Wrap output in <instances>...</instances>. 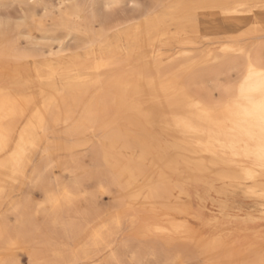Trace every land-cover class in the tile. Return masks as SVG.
Listing matches in <instances>:
<instances>
[{"label": "bare ground", "instance_id": "bare-ground-1", "mask_svg": "<svg viewBox=\"0 0 264 264\" xmlns=\"http://www.w3.org/2000/svg\"><path fill=\"white\" fill-rule=\"evenodd\" d=\"M183 1L189 2L192 7L199 3L204 7L200 10L204 21L200 24V30H195L200 32L197 38L226 42L220 45L217 54H209L205 61L191 60L192 48L187 49L186 46H196L200 41L183 39L182 35L187 32L191 14L198 10L193 8L188 12L181 9L180 15L169 19L172 4L152 26L157 36L162 37L167 34L163 31L167 25H179L181 28L175 35L170 33V38L182 49L166 59L156 58L152 64L140 67V51L137 47L127 48L120 58L121 61L113 55L117 53L116 48L112 47L115 34L111 36L110 32L106 34L104 51L79 54L77 50L85 49L79 38L72 37L73 47L60 48L58 41L45 31L31 29V24L37 19L45 18L48 12L57 10L64 2L78 9L79 0H58L56 4H52V0H4L5 3L17 5L22 19L26 18V5L32 8V11L29 17L31 22L22 21V31L8 30L0 15V154H4V157H0V172L7 171L0 177V198L5 190L14 189L19 181L25 180L30 164L35 162L30 156L41 158L43 147H39V141L47 130L62 125L63 135H75L83 126V120L88 122V130L98 123L100 117L105 122L102 128L109 130L111 124L122 119L118 107L125 105V101L114 102L115 94L112 90H125L136 86L143 92L141 101L127 105L126 110L133 107L135 109L131 111V117H126L124 126L134 130L133 137L139 140L142 158L137 161L140 166L134 167L138 179H134L127 189L133 193L130 200L132 202L140 195L142 189L148 187L150 193L142 198L143 205L148 206L150 211H153L154 206H160L162 214L158 215V218L165 221L164 225L156 224L146 232L169 237L183 234L184 240L203 252L207 259L206 264H237L239 259L240 264H264V234L249 241L245 249L223 236L211 238L208 246L203 247L201 242L205 239L199 233L203 212L200 189L190 188V184L185 181L189 175L187 172L181 177H176L167 171V167L172 166L171 158L180 162L185 171L191 174L195 175L197 169H202L200 171H203L201 175L204 177L207 178L208 175L223 182L224 187L220 190L224 195L234 198L238 193L254 201L255 204L250 210L264 216V131L261 130L258 116L254 115L260 102L264 101V75H261L264 73V45L257 49L254 47L257 45L256 41L264 40V0H214L215 6L209 5L210 0ZM212 6L215 7L214 11H211ZM213 15L223 24L211 20ZM5 18L8 19L7 16ZM87 21L89 26L86 29L97 36L98 33L90 26L92 17L89 16ZM20 37L27 40L28 49L19 45ZM248 38L254 40L250 42ZM64 52L71 54L59 55ZM51 57L55 58L56 62L49 60ZM179 58L185 60L177 63L179 69L174 71L170 66ZM237 59L241 61L237 62ZM129 62L131 68L128 71L116 76L110 75V72L126 67ZM222 67H227L235 73V83L223 88L221 93L218 91L217 99H212L213 101L200 97L199 91L192 88L196 78L213 76ZM149 69L154 73L149 74ZM89 71H94L91 79ZM75 72L80 73V85L92 86L90 95L86 94L87 102L79 110L78 122L70 120V116L77 111L79 100L83 98L85 91L82 87L74 89L69 80V76ZM18 84L26 88V95L10 89ZM47 84L55 85L57 91L30 110L38 97L45 96L44 88ZM66 86L67 90H71L69 94L62 91ZM31 87H38L42 94L28 93L27 90ZM66 98L70 99L72 108H62ZM113 106L117 107L114 113ZM25 115L26 122L23 128L17 131V123ZM150 128L158 129L160 145L156 143L157 139L148 135ZM27 130L33 132L30 140L26 139ZM120 130L121 128L114 130L109 138L124 137ZM168 150L171 152L169 155ZM199 164L206 166L201 168ZM130 176L132 177V174ZM152 177L155 182L153 184L150 183ZM56 191H46L48 194L44 202L48 206L44 210H48L49 217L54 218L68 208L72 199L69 187L63 186ZM21 210L18 203L12 208L18 222L16 226L19 225V228H23L25 224L19 217ZM218 210L225 217L235 214L234 203L226 199L220 200ZM173 213L180 214L182 219H173ZM58 221L60 222L59 219ZM53 222L52 220V224ZM107 223H100L91 231L81 245V254L74 253L65 264H74L76 259H88L89 247H96L107 235ZM63 226L65 227V223ZM67 226L70 229L64 231L68 232L71 239L80 238L77 237L79 231L73 224L66 222ZM99 247L97 246V249ZM107 247L106 245L104 248ZM90 258L93 259V256ZM0 264L9 263L0 256Z\"/></svg>", "mask_w": 264, "mask_h": 264}, {"label": "rangeland", "instance_id": "rangeland-1", "mask_svg": "<svg viewBox=\"0 0 264 264\" xmlns=\"http://www.w3.org/2000/svg\"><path fill=\"white\" fill-rule=\"evenodd\" d=\"M56 1L58 0H52L51 3L56 4ZM79 2L78 9H74L69 3L64 2L57 10L48 12L45 18L37 19L34 24H31V29L45 31L53 39L58 41L60 48L66 46L73 47L72 37L75 36L79 38L82 42V46L85 47L84 50H77L79 54L85 52L94 53L95 51L98 53L99 50L104 51L106 49V34L110 32L111 36L115 34V43L112 47L116 48L115 50L117 53L113 55L121 61L120 58H122L121 56L127 48L132 49L137 47L139 49L138 51H140L138 53V66L142 67L147 66V64H152L156 58L159 60L166 59V57L182 49V47L175 45L173 43L174 41L170 38V33L171 35H175L177 30L181 28L179 25H174L173 23L167 25L165 29H163L167 34L162 37L157 36L152 26L157 18H160L162 13L173 4L169 19H173L180 15L181 9L183 11L187 10L188 12H191L193 8L198 10L195 14H191V21L187 24V32L185 35H182L183 39L190 38L189 40L200 41L196 46H186L187 49L192 48L191 60L197 62L205 61L209 54H217L220 45L226 42V40L204 41L197 38L200 32L198 33V31L195 30L196 28L199 29L201 22L204 21L203 18H201L200 10L204 8L201 3L192 7L189 2H184L183 0H79ZM210 2L209 5L215 6L214 0H210ZM6 3L4 0H0V15L4 20L2 21L6 23L5 27L11 31L17 29L22 31V26H20L22 21L27 20L31 22L29 17L32 8L27 5L24 7L26 9V18L22 19V15L18 12L17 5L10 4L9 2ZM213 6L211 7V11L215 10ZM146 11L150 12L145 14L144 12ZM214 15L212 17L210 16L211 20H216L223 24L221 20L215 18ZM6 16L8 19L5 18ZM89 16L92 17L90 26L94 28V32L98 33L97 36L92 31L89 32L86 29V27L89 26L87 23V18ZM146 22H148V24H145ZM253 40V38H248L250 42ZM256 42L255 44L257 45L254 46L255 49L261 48L264 45V40L260 39ZM159 43H161V45ZM27 44V40L22 37L19 38V45L22 48L28 49L29 47H27ZM64 54L66 53L64 52L59 55L62 56ZM70 54L71 53H67L66 55L69 56ZM49 60L56 62V59L52 57ZM184 60L185 59L181 58L177 59L170 68L174 71L178 70L177 63H181ZM240 61V59H237V62ZM130 68L131 65L129 62L126 67L110 72V75L114 74L113 76H116V74L128 71ZM89 72H91L89 74L91 79L94 76V71ZM148 73L151 74L154 72L152 69H149ZM79 74L80 73L75 72L69 76V78L71 77L69 80L72 82L74 89L82 87L85 91V95L79 100L80 103L76 108L77 111L75 110L76 112L70 116V120L75 122H78L80 116L79 110L87 102L88 95L92 92V86L87 87L78 83ZM235 80V73L228 70L227 67H222L220 70L216 71V74L213 76L196 78V83L192 88L199 91L200 97L206 98L208 101H213L217 99L218 91L221 93L223 88L233 85ZM69 84L71 85V83ZM67 88V86L63 87L62 91L64 93L66 92L65 94L71 92V90H67ZM55 91H57L55 85L47 84L44 88V92H46L45 96L38 97L35 103L30 107V110L35 108L37 104L43 102L45 97L50 96ZM112 91H114L115 94V103L125 101L124 106L118 107L122 119L111 124L109 130L108 128H102L105 122L101 117L98 123L94 125V129L91 128L92 130H86L89 124L87 121L83 120V126H81L79 132L69 136L63 135L62 125L47 130L44 137L39 141V147H43L41 158L38 159V157L35 158L34 156H30L32 159H35V162L30 164L31 167L28 168L26 172L25 180L19 181L14 189L5 190L2 194L0 198V256H2L3 260L7 263L65 264V262L71 259V255L74 253L77 252L78 255L81 254V245L87 240L90 232L100 223L106 224L110 219L112 223L110 221L107 223V226L109 225L107 235L96 247L92 246V249L93 247L97 249V246H100V249L98 248L96 251L94 248L92 250L90 246L88 249L89 258L86 260L76 259L74 264L207 263L206 256L203 252L199 249L197 250L193 245L184 240L183 234L178 233L169 237L159 233L152 232L150 234L146 232L147 229L156 224L164 225L165 221L162 218H158V215L161 216L160 214H162L160 206L156 205L153 211H150L148 206L143 205L142 198H145L150 193L147 190L148 187L142 189L140 195L137 196L135 200L132 202L130 201L133 193L129 191L127 187L137 178V172L134 167L140 166L137 165V161L142 157L140 155L141 146L139 140L133 137L134 130L124 126V124H126V117H131V114H133L131 111L135 109V107H133L131 110H126V108H128L127 105H132L137 101L140 102V96L143 92L141 93L140 87L136 86L125 90ZM27 92L36 93L37 95L40 93L42 94V91L38 87H31ZM68 99L69 98H66L64 100L62 108H72L71 101ZM116 108H113V113ZM26 119L27 117L25 115L17 123V131L23 128ZM117 128L118 130L121 128L120 131H122L121 133L125 136L109 138V135H112L113 131L117 130ZM148 132V135L157 139L156 143L160 145L158 141V129L150 128ZM32 133L31 130L25 131L26 139L30 140ZM169 154H171V152L168 150V155ZM2 156L4 157V154H0V157ZM170 163L172 166L167 167L169 174L181 177L187 172L189 175L185 181L190 184V188L200 189L198 187L200 181L206 178L201 175L203 174V171H200L202 169H197L196 174L194 175L192 173V175L190 172L185 171L184 166H181L180 162L177 160L171 158ZM198 166L205 168L206 165L199 164ZM6 173V170L1 171L0 177H3ZM130 174H132V177ZM153 179L154 177H152L151 184L155 183ZM60 186L69 187L71 189L72 199L69 202L68 210L66 209L67 211L64 210L57 214L55 219L54 217H49L48 210H44V208L47 209L48 207L44 202L46 201V195L50 192H57L56 190H59L61 188ZM221 187L222 185L217 182L213 183L210 189H200L207 194L201 202L203 214L207 220L212 219L218 213V204L223 198L217 192L220 191ZM46 191L48 193H46ZM234 200L237 206H242L243 208L240 213H237L242 222H244L242 223L243 228L236 229L227 227L226 231L229 233L227 234L229 238L223 237L228 239V241H232L231 239L237 240L240 237H247V235L252 236L254 233H257V231L264 232L263 215L259 213L251 214L255 218V224L243 221L246 214L249 213L250 206H253L254 201H250L241 196ZM16 203H18L22 209L19 213V217L21 221L23 219L22 222L25 223L23 224V228H19V225L16 226L18 222L15 215L12 213V208ZM154 216H156V218ZM221 216L223 217L224 215ZM172 217L176 220L182 219L180 214L176 213H173ZM52 220L60 224L57 223V225H55L54 222L52 224ZM207 220L203 223L204 235L201 234V228H199L200 236L205 239L201 242L203 247L208 246L211 238L220 236L215 234L216 229L213 227L215 224L209 223L210 221L208 222ZM63 222L65 223V227L63 226ZM66 222L67 224H73L79 232H83L82 235L81 233L79 235L78 232L77 237L80 238L71 239L68 232H65L70 229L68 226L66 227ZM202 222L203 220L200 222V225ZM242 232L245 234H242ZM67 238H69V240ZM106 245L108 247L104 248ZM90 256H93V259L90 258ZM239 260L237 264H240Z\"/></svg>", "mask_w": 264, "mask_h": 264}, {"label": "crops", "instance_id": "crops-1", "mask_svg": "<svg viewBox=\"0 0 264 264\" xmlns=\"http://www.w3.org/2000/svg\"><path fill=\"white\" fill-rule=\"evenodd\" d=\"M10 89L20 91L24 95H26V93H25L26 92V88L24 86L19 85V84L18 85H15V86H11ZM206 176H207V178L201 180L200 181V184L198 185V187L200 189H202V190H203V188H209L210 189L211 185H213V183H217V182L220 183L222 185V187H224L223 182L219 181L217 178H210L208 175H206ZM202 190H200V196L204 199V196L207 195V194H206V192H203ZM221 190L219 192H217V193H219L222 196L223 199H221V200L226 199V201H229V202H233L234 203L235 202V200H234L235 198H240V196L243 197L242 195H239L237 193L234 198H231L230 196L224 195L221 192ZM236 196H238V197H236ZM254 204H255V202H254ZM234 206H235V210L233 212L235 214L233 216H231V217H222L220 215V210H218V213L216 214L215 217H213L212 219H208L207 220L204 217L203 212H201L202 213V220H203V222L201 224V227H200L201 228V234L204 235V233H205L204 232V229H203V223H205L206 220L208 222L210 221L209 223H214L215 224L213 226L216 229L215 234H218V235L224 236V237H228L229 236V235H227L229 233L226 231L227 227L236 228V229L243 228L242 227V223H244V222H242L241 218H239V215H237V213H240L243 210V208H242V206H237L236 203H234ZM250 208H251V206H250ZM250 208H249V211H248L249 213L246 214V216L244 217L243 221L251 222L252 224L253 223L255 224V218L251 214L252 213H257V212L251 211ZM242 234H245V233L242 232ZM263 234H264V232L257 231V233H254V235H252V236L247 235V237H240L237 240H233L231 238L230 239L233 240V241H235V243L241 249H245L247 247V244H248L249 241H251L254 238H257L258 236L263 235Z\"/></svg>", "mask_w": 264, "mask_h": 264}, {"label": "clouds", "instance_id": "clouds-1", "mask_svg": "<svg viewBox=\"0 0 264 264\" xmlns=\"http://www.w3.org/2000/svg\"><path fill=\"white\" fill-rule=\"evenodd\" d=\"M264 101H261L258 107V111L254 114L258 116L260 125H261V130L264 131Z\"/></svg>", "mask_w": 264, "mask_h": 264}, {"label": "snow or ice", "instance_id": "snow-or-ice-1", "mask_svg": "<svg viewBox=\"0 0 264 264\" xmlns=\"http://www.w3.org/2000/svg\"><path fill=\"white\" fill-rule=\"evenodd\" d=\"M261 75H264V73H262ZM262 106H264V105H262Z\"/></svg>", "mask_w": 264, "mask_h": 264}]
</instances>
